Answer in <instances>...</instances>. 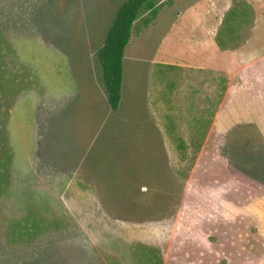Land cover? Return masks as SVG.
<instances>
[{
  "label": "rangeland",
  "instance_id": "374dc122",
  "mask_svg": "<svg viewBox=\"0 0 264 264\" xmlns=\"http://www.w3.org/2000/svg\"><path fill=\"white\" fill-rule=\"evenodd\" d=\"M118 1L0 0V264H192L184 232L196 245L236 212L226 180L192 171L219 149L227 173L264 174V0H156L157 18L136 23L113 118L129 158L101 143L117 131L96 52ZM102 152L106 179L126 188L120 210L88 169Z\"/></svg>",
  "mask_w": 264,
  "mask_h": 264
},
{
  "label": "trees",
  "instance_id": "16d2710c",
  "mask_svg": "<svg viewBox=\"0 0 264 264\" xmlns=\"http://www.w3.org/2000/svg\"><path fill=\"white\" fill-rule=\"evenodd\" d=\"M158 13L159 9L157 8L156 0H124L123 2L118 1L115 11L111 16V20L108 23L106 32L102 40V44L99 45L98 51L96 52L98 73L101 75V80L106 90L108 108L111 115L113 116L112 119H110L109 127H113V129L117 131V134H113V136H110L109 139L103 138L101 143L105 145L106 148L118 153L121 158H129L132 148L127 145V143H125L126 137L123 125L119 123L118 119H113L114 117H120L123 114L122 101L125 81L126 50L133 37L136 23L142 19L145 26H148L157 18ZM144 15L147 16L143 17ZM145 131L146 129H144L142 132L144 137L142 136V139L139 141L141 144H143V142L146 143L147 138L150 136L147 135V132L145 134ZM234 138L236 139L232 141L230 152H234L232 154V157L234 159L241 160L239 154L242 153V143L241 141H239L240 138H237V136ZM98 139L100 140V137H98ZM150 142L152 144L151 140ZM146 147L151 152L152 146H150L149 148L148 144L146 143ZM117 150L122 151V154ZM6 155L8 156V153H6ZM101 157L103 160L102 164L100 156H98L97 154L95 161L90 167H88V169L91 173L97 174L96 176L99 182L98 185L101 191L103 190V193L106 196H109L111 194H113V196H116L115 205L116 208L120 210V206L127 205L124 202L121 203V200L119 199L120 196H127L126 188L123 185L122 181L113 183L112 181L106 179L107 176H105V170L102 169V167L105 166L103 152L101 153ZM9 162L10 158L8 160L0 159V169H2L3 172L8 170L7 167ZM52 164L58 166L56 162H52ZM107 165L108 164L106 163V166ZM236 175L247 182L255 185H261L264 188V174L255 175L253 172H248L246 170H241V172L237 170ZM136 177L137 175L135 173H132L131 180L133 183H129L127 185V187L131 189L132 192H136L135 190L138 188L135 185V181H137ZM153 254H155L154 251ZM2 263L5 264V262ZM26 264L32 263L26 262Z\"/></svg>",
  "mask_w": 264,
  "mask_h": 264
},
{
  "label": "crops",
  "instance_id": "0c3cea01",
  "mask_svg": "<svg viewBox=\"0 0 264 264\" xmlns=\"http://www.w3.org/2000/svg\"><path fill=\"white\" fill-rule=\"evenodd\" d=\"M230 91L231 89H228V92H226L227 96ZM217 118H219V114L216 121ZM213 128H211L209 134L212 133ZM207 148L208 146L204 145L202 154L205 153ZM214 158L218 162H208L205 167L197 166L190 174L189 182L204 184L206 181H214L219 182L221 185L224 182L222 179L226 180V183H223L224 186H220V189L225 188V197H234L232 205L236 211L235 215H228L225 223L223 220L213 228L204 229L201 232V241L198 240L199 242L196 245L187 240L190 239L191 232L187 233L185 231L184 243L194 251L192 264H199V262H203L211 256L220 260L226 258L252 260L260 250H264V188L245 182L234 174L227 173V161L221 156L219 149L214 153ZM210 169L214 173L207 174L206 172ZM228 178H231V180Z\"/></svg>",
  "mask_w": 264,
  "mask_h": 264
}]
</instances>
